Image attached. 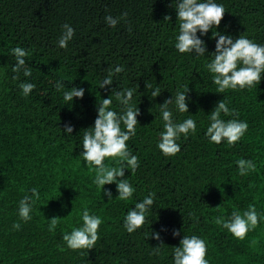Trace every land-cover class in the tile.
I'll list each match as a JSON object with an SVG mask.
<instances>
[{"label":"trees","instance_id":"obj_1","mask_svg":"<svg viewBox=\"0 0 264 264\" xmlns=\"http://www.w3.org/2000/svg\"><path fill=\"white\" fill-rule=\"evenodd\" d=\"M218 2L225 7L219 31L264 44V0ZM173 6L172 0H0V264H172V247L184 234L206 240L209 264H264V222L243 240L216 223L250 204L264 212V79L251 88L217 93L206 58L175 49L179 21ZM124 12L127 17L115 27L106 23L107 15ZM64 23L75 34L67 48H60ZM210 37L211 31L203 39L212 52ZM18 45L29 51L30 77L12 71L11 49ZM117 65L124 70L114 75L111 87L136 88L140 109L137 133L127 142L139 158L134 172L125 169L136 189L128 201L117 198L115 183L104 185L112 193L108 201L92 182L94 166L80 155L84 128L97 115L95 105L111 93L98 82ZM57 80L65 90L84 87L83 99L65 102L54 87ZM21 81L36 85L27 97ZM147 84L158 86L160 95L153 98ZM182 85L189 88V113L174 112V117L182 121L192 114L197 132L181 136V151L166 157L157 148L159 104ZM223 98L239 115L222 113V118L249 124L233 145L210 143L205 136L208 114ZM113 106L119 110L115 98ZM68 121L75 126L71 134L63 131ZM239 158L252 159L256 170L239 175ZM32 187L40 189L41 200L24 222L18 204ZM149 192L156 193L153 210L141 228L128 233L125 213ZM84 207L102 217L100 239L92 249L72 250L63 234L78 226ZM55 217L59 222L50 231ZM14 222L21 227L14 229ZM174 229L179 236H173ZM153 232L160 233V240ZM156 246L160 255L152 254Z\"/></svg>","mask_w":264,"mask_h":264},{"label":"clouds","instance_id":"obj_2","mask_svg":"<svg viewBox=\"0 0 264 264\" xmlns=\"http://www.w3.org/2000/svg\"><path fill=\"white\" fill-rule=\"evenodd\" d=\"M174 5V6H173ZM172 6L176 10V21H179L178 32L174 36V47L179 53L191 54L194 58L205 57V67L211 74L213 84L217 93H225L227 90H243L258 85L264 79V44L255 42L246 35L234 38L231 34L218 30L221 19L225 13V7L218 0H172ZM127 17L124 12L119 17L107 15L105 21L108 25L115 27L121 19ZM165 20L171 17L166 15ZM62 34L58 40L60 48H67L68 42L72 40L75 29L69 24L62 25ZM209 31L215 40V49L208 51L207 41L203 39ZM16 63L12 66L14 73H23L25 77L32 75L31 67L26 65L25 57L29 51L21 46L11 49ZM122 65L108 68L99 82V88H111V93L106 98H101L95 105L96 118L92 125L84 128L82 137V150L80 155L90 166H94L95 176L93 184L98 190L103 191V196L112 200V193L106 190L104 185L115 183L120 200L128 201L133 198L136 189L130 180L125 177V169L135 171L139 167V158L129 148L128 141L137 133L138 116L140 109L134 101L137 89L126 87L119 90L112 88L113 77L123 71ZM13 79H18V75ZM20 89L25 97L29 96L36 85L32 82L21 81ZM57 91H62L65 102L74 103V98L83 99L85 88L73 86L65 90L62 81L57 80L54 84ZM151 96L157 97L161 90L151 84ZM188 85L177 88L175 94L159 104L162 130L159 132L157 148L166 157L175 156L181 151L178 143L181 136L187 138L189 134L197 132V121L189 114L182 121H177L174 112L189 113ZM113 98L118 102L119 110L113 106ZM238 117L236 109L230 108L225 98L219 100L213 110L208 114V126L205 136L210 143L220 144L226 141L233 145L244 137L249 128L246 120L232 118L225 120L221 114ZM75 126L68 121L64 124L63 131L71 134ZM106 158H111L112 163H106ZM238 172L241 176H247L256 170L257 165L252 159L239 158L236 160ZM32 195L29 196L28 193ZM156 193L149 192L141 200L134 202L124 215L123 227L128 233H133L145 224L149 213L153 210ZM41 200V192L38 187H32L19 200L18 215L21 220L27 222L32 219L31 213L34 205ZM193 219H197L190 213ZM59 222V217L50 219L49 230H54ZM259 222H264V212H258L255 205L250 204L246 210L234 209L227 218L218 217L217 224H221L234 237L243 240L246 234L255 229ZM103 223L100 215L84 207L79 215L78 226H73L70 232L63 234L66 246L72 250L92 249L100 239L99 228ZM20 223L14 222L13 228L19 229ZM173 236H179L180 231L174 229ZM155 239L160 240V233L153 232ZM163 244V243H161ZM160 244V245H161ZM207 243L201 236L184 234L179 246L172 247V264H209L206 259ZM153 255H160V246L153 247Z\"/></svg>","mask_w":264,"mask_h":264}]
</instances>
